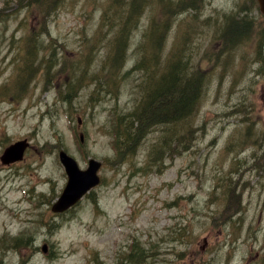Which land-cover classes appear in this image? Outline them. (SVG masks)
Returning <instances> with one entry per match:
<instances>
[{"label": "rangeland", "instance_id": "rangeland-1", "mask_svg": "<svg viewBox=\"0 0 264 264\" xmlns=\"http://www.w3.org/2000/svg\"><path fill=\"white\" fill-rule=\"evenodd\" d=\"M178 1L137 0L127 18L139 25L121 35L126 61L116 66L118 0H55L43 18L46 0H0V264H264V80L211 24L220 18L213 13L247 15L252 29L261 19L250 0H210L208 22L196 27L198 0ZM238 6L246 9L228 14ZM44 24V63L21 86L20 59L36 47L28 34ZM224 45L239 56L212 59ZM145 54L155 62L142 70ZM177 55L203 79L194 127L180 123L175 141L167 133L160 147L163 130L176 125L150 121L140 141L119 140L117 124H132L143 97L140 76L162 77ZM25 138L24 158L4 164L5 149ZM62 150L81 168L102 161V182L56 214L68 180ZM135 249L144 258L127 261Z\"/></svg>", "mask_w": 264, "mask_h": 264}, {"label": "trees", "instance_id": "trees-1", "mask_svg": "<svg viewBox=\"0 0 264 264\" xmlns=\"http://www.w3.org/2000/svg\"><path fill=\"white\" fill-rule=\"evenodd\" d=\"M48 1L47 4H45L41 8V17H45V15L49 12V10L53 7V2L55 0H46ZM146 1V0H145ZM181 0L178 1V8L181 6ZM119 2V9L117 10V14L115 16V19L120 22V29L123 30L122 33L118 35L116 41H118L122 34L132 32V30L136 27L133 25H129L130 23H133L128 15L133 11H136V2L137 0H118ZM180 2V3H179ZM113 5L112 0H110V3ZM183 6V5H182ZM41 22V21H40ZM127 24V25H125ZM129 26V27H128ZM124 27H127L126 29ZM34 28V27H33ZM156 25L154 26V30L156 31ZM131 29V30H130ZM36 31H31L28 36L31 37V42H34L36 47L33 50L28 51V54L25 55L22 59H20L24 65H21L20 70H18L17 75L19 76L16 79V82H18L21 86L24 84H27L28 81L31 82L34 75L37 73V70L40 69V67L43 65L44 60L43 57L40 55V45L42 43L40 42L38 45V36L39 33L48 32L45 31V24L44 28L40 29L37 27L35 28ZM151 39L155 42L157 40V37L155 36V32H152L150 34ZM127 43L124 39H120L118 42V47L116 48V52L113 57V63L116 66H120L124 64L126 61L125 57V51L122 50V46H124ZM155 45V44H154ZM154 45L150 47L152 49V55L156 60H160V53H158L155 50ZM39 46V48H37ZM33 51V53H32ZM155 60H151V57L148 54H145V56L140 61V68L143 70V68L149 64L154 63ZM166 72L163 74L162 77L154 78L152 76H147V73L149 74V70H146L141 76V85L143 97H140V101H138L136 107L134 110L129 114V116L132 117L131 121L132 124L128 127L122 128L120 124H117L118 129V139H122L123 142H126V144H131V141L134 139V141L138 142L140 141L145 134L150 130V127H147L146 124L150 121H153L158 124H164V125H171L174 127V125L177 126L176 129L171 127H166L165 130H163V133L161 134L159 141H161L158 144V147L162 146L163 141L162 139L165 137L167 133L173 132V139L175 141V137H177L178 133L174 131H178V126L181 123L183 126H185V123L189 124L190 126L194 127L191 123H189L190 118L193 116L195 109L197 108V104L199 101V98L202 94V91L200 93L199 86H203L202 82L199 77L201 75L198 74V80L199 84L195 87L197 89L194 90L193 93H191V99L185 100V94L182 95L180 86H183L188 91H192V87L194 86V73H191L188 69V61L184 62L183 58L181 56H174L171 58V61H168L166 65ZM53 67V62H51L48 66V72H51ZM113 79H116V75L112 76ZM173 78V80H170ZM148 80L152 81L153 84H148ZM179 80L180 83L176 88H172L168 84L169 81H175ZM77 82H80L79 80ZM146 83V85H144ZM68 86L71 88H74L75 85L73 83H68ZM199 87V89H198ZM153 88V89H152ZM73 89L69 90L68 94L66 95L67 100H72L75 96V93L72 94ZM60 96H62V92H60ZM142 94V93H141ZM164 107V108H162ZM152 112L153 116H150L149 113ZM134 122H138L137 125H134ZM144 127V132L142 133V128ZM188 131H192L190 128L187 129ZM136 134V135H134ZM118 140V142H119ZM179 141V139L177 140ZM174 145V144H173ZM173 148H168L166 152L172 150ZM19 244L22 242V239L20 238L18 240ZM135 247V246H134ZM126 260L132 261L137 260L140 257H143L138 254V251L132 250L131 252L126 254ZM144 258V257H143Z\"/></svg>", "mask_w": 264, "mask_h": 264}, {"label": "flooded vegetation", "instance_id": "flooded-vegetation-1", "mask_svg": "<svg viewBox=\"0 0 264 264\" xmlns=\"http://www.w3.org/2000/svg\"><path fill=\"white\" fill-rule=\"evenodd\" d=\"M208 1H210V0H208ZM250 2H251L250 7L253 8V10H252L253 13L254 12L257 13V16L261 19V20H259V22H257V26L253 29L251 26L252 20L248 19L247 15L240 17L238 14L239 12H241L240 10L246 9V6H238V7H236V11L233 10L232 13H228L229 15L230 14H238V17L234 15V17L231 18V20H229V21H228L226 15L222 16V14H220V13H217V14L213 13L216 16H220L219 20H217L216 22H211L212 26L216 27L215 29H219V33H220L218 36L219 42H220V39H225L226 42L228 43V45H230V50L235 48L238 45H241L243 47L244 53H242V55H240L241 57L237 53L235 55H233L231 53V51L229 52V49L226 50L225 45H224V50H223V52H221L222 55L220 52L215 53L212 56V59L218 60L222 56L225 60H229L231 56H239L238 61L240 59H244L242 61L243 63H246V62H248L250 64L251 63H253V64L257 63L260 66V69H259L260 72H259V70H257L256 74L258 76L261 75L262 80H264V14L261 10V5L258 2V0H250ZM252 4L254 5L253 7H252ZM201 5L209 6L210 3H204L203 2V3H201ZM200 12L201 11L198 12L197 9L194 10V13L197 14V19L194 20L196 22V27H198V25L204 26L205 25V24H203L204 19L208 22V18L211 16V14H210L205 18V16H204L205 11L203 9L201 12L202 15L200 17L199 16ZM212 12L213 11L211 9L210 13H212ZM253 13H252V15H253ZM250 16H251V14H250ZM225 17H226V20H225ZM235 17L238 18V20L235 19ZM233 21L236 22V24H239V25H236V28L238 30L232 29L233 31H237V33H234L233 36H229L228 32L233 27V25L231 24V22H233ZM253 30H255V32ZM236 34H239V35L236 36ZM252 45H253V48H252V51L250 53L249 50L252 47ZM220 50H221V48H220ZM217 55H219V56H217ZM263 86H264V84H263ZM263 136H264V133H263ZM252 139L259 140L260 138L259 137H255V138L253 137ZM245 140L248 141V139H245Z\"/></svg>", "mask_w": 264, "mask_h": 264}, {"label": "water", "instance_id": "water-1", "mask_svg": "<svg viewBox=\"0 0 264 264\" xmlns=\"http://www.w3.org/2000/svg\"><path fill=\"white\" fill-rule=\"evenodd\" d=\"M259 2L264 12V0H259ZM29 144L28 139L18 140L11 144L5 149L1 156L2 162L10 164L22 160ZM60 158L65 166L68 182L61 195L52 206V210L57 213L65 212L70 209L77 204L87 192L100 183L101 177L98 172L102 165L101 161L92 158L89 161L88 168L81 169L77 160L64 150L60 152ZM44 250L47 251L46 247H44Z\"/></svg>", "mask_w": 264, "mask_h": 264}, {"label": "bare ground", "instance_id": "bare-ground-1", "mask_svg": "<svg viewBox=\"0 0 264 264\" xmlns=\"http://www.w3.org/2000/svg\"><path fill=\"white\" fill-rule=\"evenodd\" d=\"M205 1H208V0H198V12L200 11V9H201V2H205ZM202 11V10H201ZM240 17H243V16H240ZM208 24V23H207ZM206 24V25H207ZM125 25H127V24H125ZM129 25H133V26H137V25H139V23H130ZM129 27V26H128ZM125 29L127 28V27H124ZM238 30L237 28H236V24L235 25H233V27L231 28V30L228 32V35L229 36H233L234 35V33H237V31H233V30ZM131 30V29H130ZM134 33H135V31H134ZM239 34H236V36H238ZM157 41V43H155V45H154V47H155V49H159V44H160V42L158 41V40H156ZM119 45V44H118ZM122 48V50L123 51H126V47H124V46H122L121 47ZM199 77V76H198ZM200 78V80H201V82H202V85H203V79L201 78V77H199ZM170 80H173V78H171ZM179 83H180V81L179 80H175V81H169L168 82V84L170 85V86H172V88H176L178 85H179ZM199 84V80L198 79H196V80H194V86L192 87V91H188L187 89H185L183 86H180V89H181V91H183L182 92V95L184 96V94H185V100H189V98L191 99V93H193L194 92V90L195 89H197V88H195L197 85ZM199 87H200V89H199ZM198 87V89H199V91H200V93H201V89H202V86H199ZM75 92H73L72 94H74ZM190 101V100H189ZM162 108H164V107H162ZM149 115L150 116H153L152 115V112H150L149 113ZM149 123V122H148ZM148 123L146 124V126L148 125ZM142 133L144 132V127L142 128V131H141Z\"/></svg>", "mask_w": 264, "mask_h": 264}]
</instances>
